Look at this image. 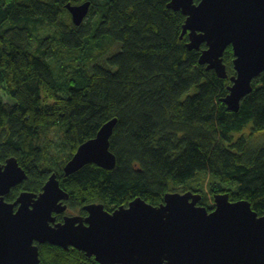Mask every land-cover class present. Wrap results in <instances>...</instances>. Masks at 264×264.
<instances>
[{
	"label": "trees",
	"instance_id": "1",
	"mask_svg": "<svg viewBox=\"0 0 264 264\" xmlns=\"http://www.w3.org/2000/svg\"><path fill=\"white\" fill-rule=\"evenodd\" d=\"M86 1L89 21L76 26L65 6ZM169 3L0 0V91L9 102L0 96V164L15 158L27 174L6 201L42 192L56 174L69 194L67 211L83 217L91 204L112 212L137 198L159 206L167 194L188 192L201 195L209 211L216 194H229L264 216V146L252 144L264 132V73L240 111H228L222 100L235 74L232 48L224 56L229 78L219 79L199 64L200 52L188 50V35L181 39L186 17ZM60 13L67 21L58 20ZM45 22L60 30L42 34ZM54 46L61 55H52ZM68 69L71 76H56ZM112 119L116 167L88 165L65 177L78 148ZM200 173L206 192L190 186ZM231 183L237 189L224 188ZM40 260L98 264L50 245L40 247Z\"/></svg>",
	"mask_w": 264,
	"mask_h": 264
},
{
	"label": "water",
	"instance_id": "2",
	"mask_svg": "<svg viewBox=\"0 0 264 264\" xmlns=\"http://www.w3.org/2000/svg\"><path fill=\"white\" fill-rule=\"evenodd\" d=\"M91 6L65 7L81 26ZM168 8L186 17L181 39L188 35V50L200 52L199 64L219 79L229 78L224 56L232 48L237 75L222 102L239 112L264 73V0H170ZM116 125L117 120L105 124L78 148L64 168L67 177L88 165L116 167L110 144ZM26 179L17 159L0 165V264H41L44 245L72 248L98 264H264V216L247 200L232 202L229 194H216L209 211L199 206V194L170 193L159 206L142 198L112 212L91 204L84 207L87 216L58 222L68 210L69 194L56 174L42 192H23L14 203L6 202Z\"/></svg>",
	"mask_w": 264,
	"mask_h": 264
},
{
	"label": "rangeland",
	"instance_id": "3",
	"mask_svg": "<svg viewBox=\"0 0 264 264\" xmlns=\"http://www.w3.org/2000/svg\"><path fill=\"white\" fill-rule=\"evenodd\" d=\"M58 20H62L63 22L64 21H67L66 17L63 16L61 13L60 15H58ZM46 26H42V29L43 31H41L42 34H46V35H50V36H53L55 35V33H57L60 29L56 26H54L53 24L51 23H48V22H45ZM59 29V30H58ZM119 50V47L118 46H115L112 50V53H116L117 51ZM54 52V51H52ZM54 54V53H52ZM60 62V61H58ZM66 62V61H65ZM69 61L67 60V63ZM72 69H68V74H72ZM63 72H57L58 75H61ZM0 96L3 97V100L6 102V103H9L8 100L4 97V94L0 91ZM251 128L248 127L244 134L245 135H248L249 134V129ZM252 144L257 146V147H260V146H263L264 145V132L263 133H260L258 135L255 136V138L253 139L252 141ZM204 174L200 173L196 180H194L193 183H190V186H199L201 185V190H203L204 192L207 191V183L205 182V176H203ZM206 178H209L210 180L212 179L211 177H209L208 175L206 176ZM200 179V181H199ZM226 186H224L225 189H237L238 185L237 183H231V184H225ZM207 197V195H205ZM65 214H67L68 216H77L79 215V212L78 211H75V212H72V211H67ZM58 218V217H57ZM58 221V220H57ZM63 222V221H62Z\"/></svg>",
	"mask_w": 264,
	"mask_h": 264
},
{
	"label": "bare ground",
	"instance_id": "4",
	"mask_svg": "<svg viewBox=\"0 0 264 264\" xmlns=\"http://www.w3.org/2000/svg\"><path fill=\"white\" fill-rule=\"evenodd\" d=\"M86 2H91V1H86ZM91 4H92V2H91ZM88 21H89V18L85 19L84 22L81 24V26L87 24ZM94 22H95V21L93 20V23H94ZM81 26H80V27H81ZM188 40H189V39H188ZM52 51H54V52H52ZM52 51H51V53H54V54L58 53V51L56 50V47H55V46H54V48H53ZM54 54H52V55L55 56ZM58 54H59V53H58ZM59 55H61V54H59ZM66 60H68V58H66ZM233 61H234V60H233ZM100 65L106 66V63H104V64H100ZM53 66H54V65H52V67H53ZM233 69H234V64H233ZM59 72H60V71H59ZM61 72H63V73L61 74V75L63 76V78L66 77L67 75H68V76H71V75H72V74H68L67 71H61ZM234 72H235V74H234L233 76H230V78H232V77H234V76L237 75V71H236L235 69H234ZM61 75L56 74L57 77H60ZM261 75H262V74H261ZM261 75H260V76H261ZM260 76H259V77H260ZM259 77H258V78H259ZM256 79H257V78H256ZM113 120H117V119H112V120H110V121H113ZM110 121H109V122H110ZM109 122H106V124L109 123ZM117 122H118V121H117ZM104 125H105V124H104ZM263 146H264V145H263ZM0 165H4V164H0ZM63 172H64L65 177H67L66 174H65V171H64V170H63ZM229 196H230V195H229ZM230 200H231V199H230ZM201 201H202V200H201ZM240 201H241V200H240ZM232 202H238V201H232ZM200 204H201V202H200ZM200 204H199V206H201ZM203 207H204V206H203Z\"/></svg>",
	"mask_w": 264,
	"mask_h": 264
},
{
	"label": "flooded vegetation",
	"instance_id": "5",
	"mask_svg": "<svg viewBox=\"0 0 264 264\" xmlns=\"http://www.w3.org/2000/svg\"><path fill=\"white\" fill-rule=\"evenodd\" d=\"M18 197H19V196H18ZM18 197H17V198H18ZM6 198H7V197H6ZM15 201H16V200H15ZM15 201H14V202H15ZM6 202H8V201H6ZM14 202H11V203H14ZM8 203H10V202H8ZM16 209H17V208H16ZM86 214H87V213H86ZM61 216H63V218H64V216H68V215H67V214H63V215H61ZM77 216H81V215H77ZM81 217H83V216H81Z\"/></svg>",
	"mask_w": 264,
	"mask_h": 264
}]
</instances>
